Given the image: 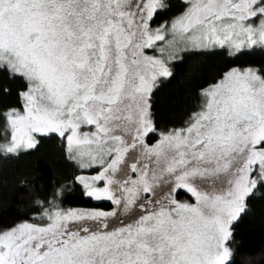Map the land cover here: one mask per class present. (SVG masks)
I'll return each instance as SVG.
<instances>
[{
    "label": "snow or ice",
    "instance_id": "obj_1",
    "mask_svg": "<svg viewBox=\"0 0 264 264\" xmlns=\"http://www.w3.org/2000/svg\"><path fill=\"white\" fill-rule=\"evenodd\" d=\"M172 6L0 0V159L55 134L69 183L110 205L66 207L64 185L22 186L28 211L0 220V264H235L236 229L264 198V65L234 60L264 53V0ZM188 53L230 59L161 128L155 95ZM4 81H22L17 105Z\"/></svg>",
    "mask_w": 264,
    "mask_h": 264
},
{
    "label": "trees",
    "instance_id": "obj_2",
    "mask_svg": "<svg viewBox=\"0 0 264 264\" xmlns=\"http://www.w3.org/2000/svg\"><path fill=\"white\" fill-rule=\"evenodd\" d=\"M178 10V0H173L169 16L175 15ZM159 22L161 20L158 18ZM227 59L230 58L188 53L174 63V78L166 82L155 95L154 111L161 128L181 122L186 112L193 107L196 90L222 71ZM234 63L264 65V53L257 51L241 55ZM4 83L12 89V95L4 103L17 105V91L21 90L22 81ZM41 140L38 150L22 158L0 159V220L11 223L28 211L24 201L29 199L30 193L20 191L25 185H35L46 194L54 191L56 186L64 185L62 199L66 207H101L107 210L110 207L108 202H95L84 195L82 186L69 183L76 169L64 159L59 138L53 134ZM249 209L231 242L235 250L233 260L235 264H264V198L257 197L250 201Z\"/></svg>",
    "mask_w": 264,
    "mask_h": 264
},
{
    "label": "rangeland",
    "instance_id": "obj_3",
    "mask_svg": "<svg viewBox=\"0 0 264 264\" xmlns=\"http://www.w3.org/2000/svg\"><path fill=\"white\" fill-rule=\"evenodd\" d=\"M84 191V190H83ZM96 202V201H95Z\"/></svg>",
    "mask_w": 264,
    "mask_h": 264
}]
</instances>
